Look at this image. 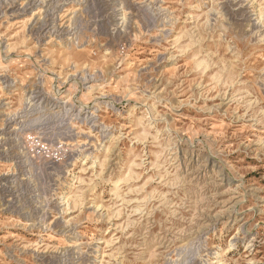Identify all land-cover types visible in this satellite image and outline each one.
<instances>
[{
    "label": "rangeland",
    "instance_id": "rangeland-1",
    "mask_svg": "<svg viewBox=\"0 0 264 264\" xmlns=\"http://www.w3.org/2000/svg\"><path fill=\"white\" fill-rule=\"evenodd\" d=\"M0 264H264V0H0Z\"/></svg>",
    "mask_w": 264,
    "mask_h": 264
},
{
    "label": "bare ground",
    "instance_id": "bare-ground-1",
    "mask_svg": "<svg viewBox=\"0 0 264 264\" xmlns=\"http://www.w3.org/2000/svg\"><path fill=\"white\" fill-rule=\"evenodd\" d=\"M84 78V77H83Z\"/></svg>",
    "mask_w": 264,
    "mask_h": 264
}]
</instances>
